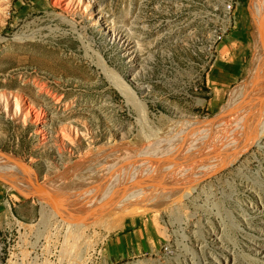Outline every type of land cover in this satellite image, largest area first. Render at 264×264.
<instances>
[{
  "label": "rangeland",
  "instance_id": "374dc122",
  "mask_svg": "<svg viewBox=\"0 0 264 264\" xmlns=\"http://www.w3.org/2000/svg\"><path fill=\"white\" fill-rule=\"evenodd\" d=\"M254 3L81 0L63 14L51 0H0V153L14 157L0 155V168L33 175L65 208L86 195L93 208L121 181L163 193L145 209L127 205L102 221L90 213L93 221L83 227L88 209L61 212L42 192L24 195L21 188L35 192L27 178L0 177V264H219L222 253L232 264H264L263 116L251 112L244 147L224 164L199 160L219 153L201 133L192 141L209 148L193 143L203 155L190 159L188 170L178 166L184 153L161 160L177 165L158 173L160 180H144L152 162L126 179L119 173L144 142L177 144L186 121H206L214 131L236 123L256 73ZM217 33L223 37L213 43ZM221 44L241 55L231 76L218 63L229 52L218 51ZM18 99L29 115L16 111ZM34 115L47 125L38 126ZM64 126L72 142L59 141ZM205 140L212 142L203 147Z\"/></svg>",
  "mask_w": 264,
  "mask_h": 264
},
{
  "label": "bare ground",
  "instance_id": "6f19581e",
  "mask_svg": "<svg viewBox=\"0 0 264 264\" xmlns=\"http://www.w3.org/2000/svg\"><path fill=\"white\" fill-rule=\"evenodd\" d=\"M80 1L81 0H77V3H76V0H51L53 5L58 7L59 10L63 14H66V13L70 12L73 9V7H76V6H77V9H79ZM71 3H73L74 6H72ZM253 6H254L253 8L255 9V12H256L255 22H256V25H257V29L259 31L260 46L258 47L257 55L255 56V61H256V69H255V71H256V73H255V77H254V83H253V85L251 87L252 89L247 93L248 95L244 99H242L239 102V104H238V111H237V114H238L237 117L238 118L236 120V123L233 126L232 125L223 126V127L219 128L217 131H214L215 129L209 127L206 121H201V120H194V121H191V122L189 121L187 126H186V124H187V121H186L185 129L181 132V136L182 137H181V139L179 140V142L177 144H174V145L171 146L170 142H164V141H160V142L158 141L157 143L155 142L153 144L152 143L151 144H147V142H144L145 145H143V146L140 145L141 147H138L137 151L135 152L134 157H131V163L128 165V167L125 168V170H123L122 172H119L120 176H122V177H124L126 179V177H128V175H130L131 173L135 174V172H134L135 170H137V172H138V170L140 169L141 165H144L143 166V168H144L146 163L149 162L151 164V162H152V163H156V164L153 167L147 168V170L144 169L146 171V174L145 175L143 174L145 176L144 180L147 183L151 182L153 179L154 180L155 179H159V178H156V176L160 175L158 173H161V174L164 173V175H165V173H167L166 172L167 168L169 169V167L173 166L176 163L175 162L174 164H171L170 161L171 160L172 161H178L183 156L184 153H189V155H188L189 157L188 156H186V158L183 157V159L180 160L181 162L179 161L180 164H178V166H179V168L181 170L182 169H187L188 170V168H191L190 163L193 165V163H192V161L190 159L198 157L200 155H203V154H201L202 151H201V153L198 154L199 150L195 151V149H193L194 147L192 145L194 143V146H195V141L193 142L192 139L195 138L196 134L198 135V134L202 133L203 135L205 134V136H207L206 138H208V136H209L212 140H214V143H211L212 140L206 141L207 140L206 139L205 140L206 142L204 141L203 147L205 146V144L207 145L210 142L216 148H219L218 149L219 153H217V154H209L208 155L207 151H206L209 148L208 147L209 145H208V146L204 147V149H206L204 153H206L207 155L206 156L203 155V158L199 159V160H206V161L208 160L210 162H214L213 165L216 164V166H218L219 163L220 164L223 163L225 160L229 161V159L235 155V149H241L242 147H244L243 145H244V142H245V140L247 138V135H248L249 132H251V131H249V127H250V125L253 126L250 123V121H249L252 118L250 116L252 114L251 112L253 111L256 115L264 117V0H255V3H254ZM86 10L87 9H86V6H85L84 7V11H86ZM63 14L58 15L60 17L59 20L66 22V20H68V19ZM67 22H69L70 24H73V22H71V21H67ZM121 41H122L121 43H123V45L126 42L125 40H121ZM125 47H127V46L125 45ZM128 51L130 52V54L133 55L132 50L129 49ZM117 86H118V88H120L121 92H123L126 96L131 97V98H135L134 95L129 91V89H127V87L124 85V83L122 81H119L117 83ZM5 107H6V105H5ZM15 109H16V111L18 113H21L23 111L22 113L26 114V115H29L30 112L32 111L31 108L26 106V103L22 99H18V102H16ZM33 118H34L33 121H35V123L38 124V126L44 127V126L47 125V122L45 121V119H43V117L40 118L39 116L34 115ZM261 118H260V120H261ZM251 120H253V119H251ZM182 127H183V125H182ZM59 131H60L59 141H62L64 143V141L67 140V142H68V139L72 135V130L68 126H64V127H61L59 129ZM257 135H255V136H257ZM199 136L197 138H199ZM240 136L242 137L241 141L239 142L241 144L238 143L239 145L238 144L236 145V142L239 141V140H237V138L238 137L241 138ZM173 139H172V141H173ZM170 140H171V137H170ZM69 141L72 142L71 139H69ZM147 141H149V140H147ZM174 142H175V140H174ZM196 144H198V143H196ZM195 147H197V146H195ZM197 148L200 149V150L201 149L204 150L203 148H200V147H197ZM212 150L213 149H211L208 152L211 153ZM216 150H214V151L216 152ZM233 150H234V152H233ZM236 155H238V153ZM166 158L168 160L169 159H171V160L169 162L165 161ZM163 159H165L164 160L165 162L161 161ZM201 162H202V164L205 163V161L204 162L201 161ZM176 165H177V163H176ZM194 165L196 166L197 163L194 164ZM222 165L220 167L224 166V165L223 166ZM175 168H176V166H175ZM214 168H215V166L213 167L212 170H214ZM216 168H218V167H216ZM180 169H178V170L181 171ZM195 171H197V170H195ZM139 172H140V170H139ZM141 175H142V173H141ZM3 176L6 179H8V180L13 181V183L15 182V180H17L16 179L17 177H19V176L24 177L19 170L13 169V168H10V167H7L5 169H1L0 168V177H3ZM168 177H169V175H168ZM178 177L179 176H177L176 178L178 179ZM24 178H27L28 182L35 188V190H34L35 192H33L32 190H30L28 188L27 189L26 188H21V191H22V193L24 195L28 196L29 194H33V193L35 194L36 191L42 192L43 194H41V195L38 194V196L41 199H43L44 202L48 201L49 203L56 205L57 208L60 209L61 212H64V213L77 212L76 214H78V212H80L81 210L88 209L86 215L84 214L85 216L81 220L82 223H83V227L87 226L88 223L90 224V222L93 221L92 217L90 219V216L88 215L90 213H93L96 216L99 215V219L98 220L100 221L102 219V216H103L104 213H107L110 210H112V211L114 210V211H118V212L122 211V210H124V208L127 205L130 206V207H133V208H140V209L144 208L145 209L148 206L153 205V203L155 202L157 197H159L160 195L163 194V193L159 194L161 192V190H159V191L157 190L159 192L158 193V192L155 191V189H152L150 187L144 188L143 187L144 186L143 183H141V185H143V186L142 187L139 186L138 188L134 187L136 184L131 185V186L130 185L129 186H125L126 184H124V187L123 186L120 187V184L122 182L121 181L116 186L111 188L109 193L105 197L102 198V200L100 201V203H98V205L94 206L93 208L91 206L92 205L91 203L93 202L92 201V196H87V195L84 196L83 198H81L80 200L76 199L78 201L74 202V205H73L72 208H65V207H63L61 205H57L56 204V201L59 202L60 199L55 198V196L52 195V193L49 190L42 189L43 187L41 188V185H39L37 183H34V179L35 178H34L33 175L26 174V177H24ZM162 178H163V176H162ZM115 180H117V182H119L118 181L119 178L115 179ZM127 180H129V179H127ZM144 180L142 178V182ZM135 181H136V179H135ZM137 181H138V179H137ZM172 182H175V181H172ZM9 183H11V182H9ZM171 183L169 182L168 184H171ZM171 185L174 186L175 184L174 185L171 184ZM12 186H14V184ZM169 187L170 186H168V188ZM172 188H174V187H171V190H172ZM180 188H182V187H180ZM90 191L92 192V190H90ZM90 191H88V192H90ZM52 192H54V191H52ZM164 192H166V191L164 190ZM95 193H96V191H95ZM56 194H58V193H56ZM99 195H100V193H99ZM108 199H110V201ZM107 200H108V204H107ZM96 201H98V200H96ZM59 203H61V202H59ZM261 204H262V202H261ZM222 257H223L222 261L217 259L219 264H232L233 263V259L229 258L228 255L222 253Z\"/></svg>",
  "mask_w": 264,
  "mask_h": 264
},
{
  "label": "crops",
  "instance_id": "0c3cea01",
  "mask_svg": "<svg viewBox=\"0 0 264 264\" xmlns=\"http://www.w3.org/2000/svg\"><path fill=\"white\" fill-rule=\"evenodd\" d=\"M230 47V44L228 45H224V44H221V45H219V47H218V51H220V50H225V49H229V52H228V54L226 53L225 55L226 56H224V55H220L219 56V61H218V63H221V61L222 62H225L224 63V66L226 65L227 67V69H228V73H230V72H232L233 74H235V72H236V68H237V64H238V61L240 60V57H241V55H240V53L239 54H237L236 52L235 53H232L231 52V49L229 48ZM231 52V53H230ZM237 54V55H236ZM216 64H217V61H216ZM232 73H230V74H228L229 76H231V74ZM213 76H214V74H212ZM213 76H211L210 75V78L211 77H213ZM216 81H217V83H225V80L223 81V80H220L219 78L218 79H216ZM213 82L214 81H212V79H210V84H213ZM215 89V91H217L218 92V90H220L221 89V87H219V88H214ZM217 94V93H216ZM214 97H216L215 95H214ZM212 99V101L215 99H213V97L211 98ZM211 102V101H210Z\"/></svg>",
  "mask_w": 264,
  "mask_h": 264
},
{
  "label": "built area",
  "instance_id": "2783aa9c",
  "mask_svg": "<svg viewBox=\"0 0 264 264\" xmlns=\"http://www.w3.org/2000/svg\"><path fill=\"white\" fill-rule=\"evenodd\" d=\"M227 9L229 10L230 9V5L227 6ZM223 37V34L222 33H217L216 35H214V42L213 43H216V42H219Z\"/></svg>",
  "mask_w": 264,
  "mask_h": 264
},
{
  "label": "water",
  "instance_id": "95a60500",
  "mask_svg": "<svg viewBox=\"0 0 264 264\" xmlns=\"http://www.w3.org/2000/svg\"><path fill=\"white\" fill-rule=\"evenodd\" d=\"M0 155H2V156H5V157H7V158L14 159V157H13V156H11V155H8V154H3V153H0ZM56 204H57V205H61L62 203H59V202H57V201H56Z\"/></svg>",
  "mask_w": 264,
  "mask_h": 264
}]
</instances>
